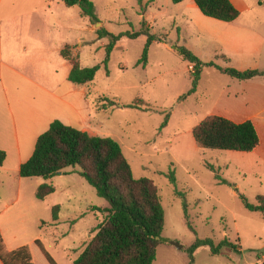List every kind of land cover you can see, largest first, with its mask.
I'll list each match as a JSON object with an SVG mask.
<instances>
[{
    "label": "rangeland",
    "instance_id": "1",
    "mask_svg": "<svg viewBox=\"0 0 264 264\" xmlns=\"http://www.w3.org/2000/svg\"><path fill=\"white\" fill-rule=\"evenodd\" d=\"M95 1L104 22H92V27L104 26L114 34L149 28L150 33L165 37L149 47L146 67L139 60L147 35L122 38L107 67L103 61L108 38L90 37L79 52L86 67L101 65L90 89L93 106L100 109L96 113L101 136L116 139L134 176L152 179L159 189L165 210L164 242L154 264H191L187 248L206 238L216 244L227 239L239 245L241 252L226 247L215 255L202 247L193 264H264V214L248 210L241 199L244 195L257 204L264 195V77L240 81L215 66H205L197 91L183 99L192 88V66L173 49L175 44L185 46L202 61L224 68L264 71V3L260 4L264 0H243L246 8L239 20L256 33L240 37V44L230 40V61L223 57L228 54L218 36L199 21L198 16L209 18L200 9H185L192 18L188 21L189 17L178 15L181 5L172 0H153L147 8L139 0ZM116 1H123L125 7ZM145 9L143 19L139 15ZM107 99L118 104L112 106ZM138 100L154 110L126 107ZM210 116L236 123L251 120L260 136L259 145L250 152L199 146L193 129ZM64 171L49 180L56 191L46 200H39L30 185L26 187L23 217L4 224L13 208L0 215L9 246L28 245L37 264H50L43 250L57 264H74L106 217L93 207L104 209L108 202L75 169ZM1 178L3 173V188ZM2 203L0 198V212ZM56 205L61 207L60 218L53 223Z\"/></svg>",
    "mask_w": 264,
    "mask_h": 264
},
{
    "label": "trees",
    "instance_id": "2",
    "mask_svg": "<svg viewBox=\"0 0 264 264\" xmlns=\"http://www.w3.org/2000/svg\"><path fill=\"white\" fill-rule=\"evenodd\" d=\"M141 1V0H139ZM184 0H172L178 4ZM201 12L223 22H233L240 16V11L231 0H194ZM69 7L79 5L82 14L91 22L99 23L96 7L91 0H64ZM264 2H260L262 4ZM99 39L108 38L105 46V67L111 58L117 43L124 37L130 39L147 35V42L139 64H148L149 47L154 42H163L165 37L150 33L149 28L140 31L114 34L104 26L97 30ZM173 49L192 66V88L182 98L194 94L199 86L201 72L205 66H215L220 72L240 81L264 77V71L258 69L238 70L221 67L215 62L206 63L185 46L175 44ZM62 56L72 63L69 81L76 85H86L94 81L101 65L82 67L78 58L72 55L69 47L62 50ZM227 61L229 58L223 56ZM109 103L117 105L115 100ZM126 107L142 111L154 108L143 100H138ZM168 121L166 119L165 124ZM197 144L203 148L250 152L260 143V136L251 120L236 123L221 116H210L193 129ZM6 160V152L0 150V166ZM74 168L90 185L98 196L105 199L109 206L94 210L105 212V219L97 225V232L86 245L74 264H154L158 247L164 242L162 233L165 225V210L155 182L148 177L136 178L132 166L126 158L121 144L112 137L92 136L88 132L68 126L59 120L51 123L49 129L37 140L32 157L23 163L19 175L22 178L40 177L50 180L59 172ZM56 191L51 183L40 185L36 192L39 200H45ZM245 207L253 212L264 214V195L258 197L257 204H252L241 195ZM61 207L52 209L53 223L60 218ZM39 245V241H37ZM206 247L212 254H222L226 247L240 253L239 245L227 239L216 244L213 239H198L187 248L190 262H195L198 249ZM50 264L57 262L45 251ZM0 259L4 264H34L28 245L15 250H6L0 232Z\"/></svg>",
    "mask_w": 264,
    "mask_h": 264
},
{
    "label": "crops",
    "instance_id": "3",
    "mask_svg": "<svg viewBox=\"0 0 264 264\" xmlns=\"http://www.w3.org/2000/svg\"><path fill=\"white\" fill-rule=\"evenodd\" d=\"M91 1L100 20L97 24H103L97 2ZM151 1L141 0L139 4L147 8ZM231 1L240 14L246 8L243 0ZM116 4L125 7L123 1H116ZM177 5H181L179 10L182 11L178 15L185 18L189 17L185 9H199L194 0H184ZM52 15L55 16L52 18ZM139 16L145 19L146 9ZM198 18L218 36L229 57L223 56L229 59L230 40L240 44V37L256 33L255 29L240 22L239 17L233 22ZM95 26L92 27L90 18L82 14L79 5L69 7L64 0H0V150L6 152V160L0 166V175H4L1 178L4 187L0 186L4 209L0 215L13 208L4 224L25 215L26 187L30 185L36 193L40 185L49 183L40 177L22 178L19 172L21 165L32 157L38 138L53 121L59 120L92 136H101L96 113L100 109L94 108L90 98L93 85H76L69 81L72 63L61 53L69 47L81 66L86 67L79 52L89 43L90 37L100 40ZM0 232L6 250L24 246H9L1 224ZM0 264H4L1 259Z\"/></svg>",
    "mask_w": 264,
    "mask_h": 264
},
{
    "label": "water",
    "instance_id": "4",
    "mask_svg": "<svg viewBox=\"0 0 264 264\" xmlns=\"http://www.w3.org/2000/svg\"><path fill=\"white\" fill-rule=\"evenodd\" d=\"M60 173H61V172H60ZM172 244L175 245V246H177L179 249H182V248H183V246L180 245V244L177 243V242H172Z\"/></svg>",
    "mask_w": 264,
    "mask_h": 264
}]
</instances>
